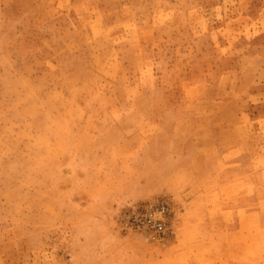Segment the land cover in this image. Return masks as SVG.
Listing matches in <instances>:
<instances>
[{
    "label": "rangeland",
    "instance_id": "1",
    "mask_svg": "<svg viewBox=\"0 0 264 264\" xmlns=\"http://www.w3.org/2000/svg\"><path fill=\"white\" fill-rule=\"evenodd\" d=\"M263 39L264 0H0V264H264ZM160 199L172 241L122 228Z\"/></svg>",
    "mask_w": 264,
    "mask_h": 264
},
{
    "label": "built area",
    "instance_id": "2",
    "mask_svg": "<svg viewBox=\"0 0 264 264\" xmlns=\"http://www.w3.org/2000/svg\"><path fill=\"white\" fill-rule=\"evenodd\" d=\"M176 210L167 199L152 201L121 216L122 228L140 233L149 244L166 245L175 236Z\"/></svg>",
    "mask_w": 264,
    "mask_h": 264
},
{
    "label": "crops",
    "instance_id": "3",
    "mask_svg": "<svg viewBox=\"0 0 264 264\" xmlns=\"http://www.w3.org/2000/svg\"><path fill=\"white\" fill-rule=\"evenodd\" d=\"M259 52L260 55H262V68L264 70V41L262 42V46L260 47ZM262 76H264V73L262 74ZM220 112L222 111H218V113ZM235 144L236 143H234V141H232L230 138L223 139L222 143L221 141H212V139L206 140V143H204V147H206V150L202 151L201 147L197 149L198 158H200V160L203 158L205 159V162H209L205 163L208 165L204 166L203 168V170L205 171L204 174L208 173L210 176L219 174L221 168L226 167V163L236 160L237 157L235 156V154L237 153V148L234 147ZM214 149L215 151H213ZM217 164L219 166V169H217Z\"/></svg>",
    "mask_w": 264,
    "mask_h": 264
}]
</instances>
